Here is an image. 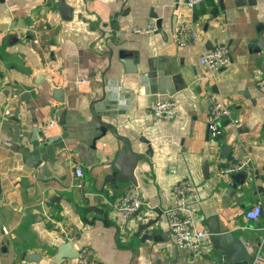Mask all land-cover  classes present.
<instances>
[{
  "label": "crops",
  "instance_id": "obj_1",
  "mask_svg": "<svg viewBox=\"0 0 264 264\" xmlns=\"http://www.w3.org/2000/svg\"><path fill=\"white\" fill-rule=\"evenodd\" d=\"M63 1L68 19L58 0H0V264H74L52 261L65 241L89 246L102 264H220L210 241L191 258L171 239L163 211L179 180L195 187L199 225L231 231L251 264H264V50L255 48L264 0H203L192 11L186 0ZM183 16L195 36L180 46L173 35ZM150 19H159L157 32L132 31ZM217 44L228 46L230 64L213 71L198 58ZM153 70L185 86L151 91ZM205 91L229 110L216 138ZM162 97L175 101L170 120L148 111ZM101 122L112 128L101 131ZM121 137L142 155L133 173L145 203L127 216L115 206L131 186L113 165ZM233 155L251 158L243 183L219 172ZM256 204L261 213L248 220Z\"/></svg>",
  "mask_w": 264,
  "mask_h": 264
},
{
  "label": "built area",
  "instance_id": "obj_2",
  "mask_svg": "<svg viewBox=\"0 0 264 264\" xmlns=\"http://www.w3.org/2000/svg\"><path fill=\"white\" fill-rule=\"evenodd\" d=\"M202 0H186L185 6L187 10L192 11L194 6ZM192 19L183 16L177 24L173 40L180 46H184L190 37L195 36V32L191 29ZM133 32L150 34L158 31L155 19H150L144 26H135ZM198 61L201 65L209 70L216 71L225 68L230 64V55L228 46L225 44H217L212 48L204 49L199 55ZM203 97L208 101L207 129L211 137L216 138L221 132V118L229 113L228 108L223 100L216 94L205 91ZM148 111L155 117L170 120L177 115L175 101L170 97H162L154 99L148 106ZM251 168L250 157L231 156L225 164H223L219 172L224 175H230L239 171H248ZM76 175H82V169L79 165L75 167ZM172 193L175 196L173 204H170L163 211L166 227L171 236L174 245L185 251L189 257H199L205 252L206 246L209 244V231L199 225L198 219L192 211V205L197 200L198 194L195 187L186 180H179L172 186ZM144 200L135 185L129 186L116 202V208L124 215H130L139 211L144 205ZM261 213V207L256 204L245 211V217L248 220H256ZM4 232H7L4 229ZM65 239H69L68 234H64ZM74 264H102L93 258L92 249L84 245L77 250ZM220 264H225L222 261ZM251 264V263H250Z\"/></svg>",
  "mask_w": 264,
  "mask_h": 264
},
{
  "label": "water",
  "instance_id": "obj_3",
  "mask_svg": "<svg viewBox=\"0 0 264 264\" xmlns=\"http://www.w3.org/2000/svg\"><path fill=\"white\" fill-rule=\"evenodd\" d=\"M59 3V10L61 17L64 19L70 18L71 12L70 8L64 3L63 0H58ZM203 0L200 1L197 5H203ZM196 5V6H197ZM156 17V15H153ZM156 24L159 28L160 22L159 19H156ZM256 50L259 48L264 50V39L262 33H259L258 40L256 42ZM125 64H129L130 61L127 59L122 58ZM130 71V70H129ZM134 72V70H132ZM146 74V78L148 80V87L151 91H158L161 94L172 95L175 90L185 86L184 83H179L176 80V75L170 73H164L161 70H153L148 71ZM172 82V87L170 86ZM184 84V85H183ZM105 123L101 122V131H104L107 128ZM112 128V126H111ZM114 133L115 130L113 129ZM116 134V133H115ZM122 141L124 142V146L119 149L116 155V160L114 162V167L117 168L118 174L116 179L122 182L129 181L131 185H136V179L134 176V169L137 165L139 159L142 158L141 154L135 153L131 150V145L128 139L121 137ZM245 172L239 171L235 174H232V178L235 181H240L243 183L245 179ZM242 179V180H241ZM137 212V211H136ZM158 216H160V210L158 211ZM264 218V217H263ZM157 221L156 219H148L143 224L138 226V233L142 229H148ZM216 223V222H215ZM259 238L264 237V228L259 227ZM147 236V235H145ZM209 241L212 246L223 253L224 262L225 264H250L251 257L248 256L246 250L244 249L243 244L235 237V235L231 231H221L219 225L216 223L214 225L209 226ZM155 238V235L153 236ZM77 251L73 249L70 242L65 241L62 242L58 247L57 251L53 256V263H58L63 258H71L76 257ZM24 259L26 261L36 262L38 261L39 257L35 253H26L24 255Z\"/></svg>",
  "mask_w": 264,
  "mask_h": 264
}]
</instances>
